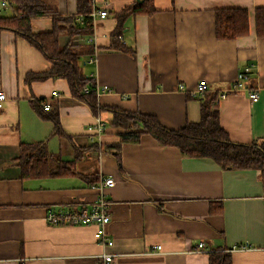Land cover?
<instances>
[{
	"label": "crops",
	"instance_id": "1",
	"mask_svg": "<svg viewBox=\"0 0 264 264\" xmlns=\"http://www.w3.org/2000/svg\"><path fill=\"white\" fill-rule=\"evenodd\" d=\"M91 1L93 11L108 16L97 19L92 35L73 40L77 52L93 51L82 55L83 73L94 76L99 88L113 91L98 96L100 107L154 115L164 127L181 130L201 120V100H209L219 105L220 125L231 141L251 144L264 138V37L255 27V10L264 7V0H154L157 12L130 15L118 37L113 36L115 13L138 0ZM51 4L62 16L78 11L77 0ZM225 8L249 10L248 36L217 37L216 10ZM6 11L11 8L0 2V16ZM52 28L51 17L32 19L35 33ZM113 39L125 49L113 46ZM69 43V36H61V46ZM250 64L248 89L228 92ZM50 68L25 38L0 30V90L7 95L0 111V264H99L103 252L117 255V264H209L211 253L236 244L249 249L230 253L232 264H264L259 171L227 170L209 158L184 156L149 133L138 143L122 142L124 130L111 126L112 113L94 114L71 95L66 80L27 82L28 74ZM203 80L208 91L197 97L193 91ZM250 92L259 95L257 102ZM34 100H45L44 110L49 104L50 111L41 116ZM52 112L71 138L53 135ZM98 119L107 129L94 135L87 128ZM44 141L51 155L76 158L78 175L23 178L17 164L21 144ZM89 178L97 180L90 183ZM103 178L115 180L104 191L111 204L106 230L112 247L96 240V225L47 222L48 211L89 207L99 196L93 187ZM202 242L205 248L195 251Z\"/></svg>",
	"mask_w": 264,
	"mask_h": 264
},
{
	"label": "trees",
	"instance_id": "2",
	"mask_svg": "<svg viewBox=\"0 0 264 264\" xmlns=\"http://www.w3.org/2000/svg\"><path fill=\"white\" fill-rule=\"evenodd\" d=\"M3 0H0L2 2ZM10 5L13 14L0 16V30H11L25 38L51 63V68L43 73H30L27 82L64 79L68 82L71 95L89 105L94 114L110 111L113 115L111 126L123 129L120 133L122 142L138 143L144 133L151 134L163 146L177 147L182 155L192 158H209L222 169L256 170L264 179V138L251 144L231 141L227 132L220 125L219 105L202 101V116L198 123L188 124L181 130H170L164 127L154 115L139 112H127L115 108L100 107L96 92L94 76H86L82 70V55L93 54V51L79 53L74 42L75 37L92 35L94 22L92 1L77 0L76 15L62 16L52 0H4ZM157 12L154 0L137 2L116 12L117 28L113 36H120L123 24L130 15H153ZM51 17V31L35 33L32 30V19ZM255 27L258 37H264V7L255 10ZM217 37L221 40H234L250 34V13L246 8H225L216 10ZM61 36H69L71 43L61 46ZM113 46L125 49L113 39ZM88 87V92L85 88ZM214 95V100L217 98ZM212 102V101H211ZM34 108L43 116L45 100L33 101ZM43 106V111H42ZM50 111V110H49ZM54 123L53 135L69 137L63 131L57 112L48 117ZM94 147H97L94 145ZM108 151L117 146L105 147ZM78 152V149H77ZM115 157L120 162L119 153ZM17 164L21 167L23 178L68 177L78 175L76 158L66 161L51 155L46 142L23 143ZM95 183L97 179H92ZM99 182V181H98ZM209 264H232L230 253L213 252Z\"/></svg>",
	"mask_w": 264,
	"mask_h": 264
},
{
	"label": "built area",
	"instance_id": "3",
	"mask_svg": "<svg viewBox=\"0 0 264 264\" xmlns=\"http://www.w3.org/2000/svg\"><path fill=\"white\" fill-rule=\"evenodd\" d=\"M1 7L4 9H9L10 5L7 1L1 2ZM108 16L107 11H93L92 17L93 22L97 21V19H105ZM94 58L90 59V63H93ZM253 64L244 67L240 70L237 74V77L233 83V86L230 91L228 92H239L242 90H247V80L253 74ZM183 87L181 86V89ZM88 87L85 88V92H88ZM208 91V83L206 81H200L197 85L196 89L193 91L195 96H204ZM97 95L100 96L102 94H110L113 91L108 87L105 86L103 88H99L96 86ZM223 93L221 98L224 99L227 97V93ZM250 99L253 102H257L259 99V95L256 92H250ZM7 100V95L4 91L0 90V111L4 109L5 102ZM50 105L45 106V110H50ZM107 129V124L98 119L94 126H89L87 130L94 135H101ZM94 132V133H93ZM115 186V180L113 178H103L99 181L98 185L94 186L97 191H99L98 198L88 207L83 206L81 208H67L63 211H48L46 215V220L49 224L54 226H77V225H96L97 230L95 233L96 240L103 245L105 248H110L113 246V240L108 236L107 233V226L111 220V213H110V202L105 197V189L112 188ZM205 242H202L198 245V248L195 251L202 250L205 248ZM160 249V247H159ZM249 249L248 244H236L224 252L232 253L238 250H246ZM117 255L111 252H103L100 255L99 264H117L116 262Z\"/></svg>",
	"mask_w": 264,
	"mask_h": 264
},
{
	"label": "rangeland",
	"instance_id": "4",
	"mask_svg": "<svg viewBox=\"0 0 264 264\" xmlns=\"http://www.w3.org/2000/svg\"><path fill=\"white\" fill-rule=\"evenodd\" d=\"M13 14V11H6L5 15L6 16H9V15H12ZM5 15H2V16H5Z\"/></svg>",
	"mask_w": 264,
	"mask_h": 264
}]
</instances>
